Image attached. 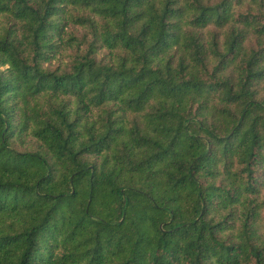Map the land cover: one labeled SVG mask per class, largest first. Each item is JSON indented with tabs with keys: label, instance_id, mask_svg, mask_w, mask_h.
<instances>
[{
	"label": "trees",
	"instance_id": "16d2710c",
	"mask_svg": "<svg viewBox=\"0 0 264 264\" xmlns=\"http://www.w3.org/2000/svg\"><path fill=\"white\" fill-rule=\"evenodd\" d=\"M0 264H264V0H0Z\"/></svg>",
	"mask_w": 264,
	"mask_h": 264
}]
</instances>
